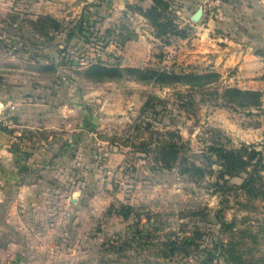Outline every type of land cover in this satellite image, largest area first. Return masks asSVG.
Wrapping results in <instances>:
<instances>
[{"label": "rangeland", "instance_id": "obj_1", "mask_svg": "<svg viewBox=\"0 0 264 264\" xmlns=\"http://www.w3.org/2000/svg\"><path fill=\"white\" fill-rule=\"evenodd\" d=\"M142 1L0 0V87L36 115L43 108L53 132L48 139L38 121L22 155L36 178V164L57 168V183L35 198L38 212L25 214L33 218L30 233L0 234V264H198L205 252L214 256L207 264H264V200L240 188L245 172L220 177L214 150L247 145L264 152V35L252 42L237 35L209 40V32L198 35L195 25L177 22L187 41L156 36L137 15ZM172 10L166 17L177 20ZM211 10L207 16L214 18L215 6ZM40 16L60 26L48 27ZM130 41L148 55L128 57ZM98 60L117 63L121 75L88 78L85 69ZM154 70L217 76L190 90L155 83ZM227 87L260 90L262 102L220 104L213 92ZM183 94L195 98L186 110L178 106ZM168 129L181 135L183 146L165 168L156 146ZM36 153L43 156L35 159ZM183 238L193 246L170 254L168 241ZM26 239L50 246L19 249Z\"/></svg>", "mask_w": 264, "mask_h": 264}, {"label": "crops", "instance_id": "obj_2", "mask_svg": "<svg viewBox=\"0 0 264 264\" xmlns=\"http://www.w3.org/2000/svg\"><path fill=\"white\" fill-rule=\"evenodd\" d=\"M121 1L123 5L131 2V0ZM202 1L170 0L169 9L175 6V10L172 11L178 15V19L174 20L175 23L177 24L178 22L182 26L188 23V26L195 25L196 30L199 29L198 35L201 34V30H203V36L207 32L210 33L209 40L217 39L218 41H223L233 35H237L238 37H242L243 40L252 42L255 38H261V35H264V0H223V2L215 6L214 18L208 17L207 14L209 11L203 8L200 19L198 22H194L191 20V17L201 6ZM151 4V0H143L141 7L147 9ZM137 15L141 19L146 20L141 14ZM143 24L150 27L148 22L140 23V25ZM214 29H216L215 32ZM148 30L152 31V28H148ZM257 30L260 32H256ZM150 37L154 39L152 35ZM179 39L183 42L187 41L186 37H179ZM137 41L128 42L125 49L129 51L126 54L128 57L140 58L148 55L149 52H145L144 54V52L140 51L143 47L141 48ZM42 109L38 108L39 114H34V108L31 105L16 99L9 88L0 87V112H5L11 123L10 128H7L9 124L0 127V234H7L9 237L17 232L20 235L24 234L26 236L30 233L28 230L30 226L29 220L33 218L27 219L25 214L32 211V215H35L33 213L38 212L35 198H42L47 193V190L49 191V188L57 183L56 177L54 176L57 169L55 164H36L40 169V172H38L39 177L36 178L34 175L37 172H35L36 169H34L33 163L25 161L26 158L22 155L25 153L21 150V144L23 146L24 140L28 141L27 144L31 143V139L28 137L26 139L25 136L33 131L31 130L32 127L36 128L40 125L38 121L43 120V126L38 127V129H41L44 133L48 129L47 131L49 132L46 131V137L52 139V129L46 124L50 120L45 121V119L50 117L47 115L42 116ZM34 138L36 139V137ZM16 141L19 144L16 145ZM48 141L49 143H53L50 140ZM42 156V153H36L35 159L41 158ZM18 244L19 249L21 248L24 251L28 250L27 245H30L29 249L39 247L40 249H44V251L50 246V244L44 241L39 246H34L30 243L29 239L21 241ZM45 263L47 264L48 262L31 261L29 264Z\"/></svg>", "mask_w": 264, "mask_h": 264}, {"label": "trees", "instance_id": "obj_3", "mask_svg": "<svg viewBox=\"0 0 264 264\" xmlns=\"http://www.w3.org/2000/svg\"><path fill=\"white\" fill-rule=\"evenodd\" d=\"M152 4L149 8L143 9L138 7L137 10L140 14L146 17L156 29V36H162L168 34H178L181 37H185L186 34L181 30L177 31V25L175 19L167 18L170 14V0H151ZM38 21L42 24L48 22L49 26L57 29L60 25L57 20L50 16H40ZM45 25V24H44ZM72 34V32H71ZM68 35V39L71 37ZM39 44V42H37ZM36 43L34 42V45ZM130 72L140 73V75H147L139 68H127ZM121 68L116 64H104L98 60L92 62L85 69V75L97 82H102L113 77H119L121 75ZM149 78H152L155 83L164 86L170 85H185L190 87L189 89H196L204 87L206 84L212 82L216 76V72L206 73H193V72H169L154 70L149 74ZM213 94L215 99H218L220 104L232 106V107H254L259 106L262 102L263 93L260 90L253 89H240L238 87H227L223 91L216 90ZM152 101H160V98L156 95L151 96ZM195 98L192 94L180 95L178 98V106L183 109H188V106L192 105ZM157 115V112H153ZM168 138L162 140L157 144V157L161 159L165 168L172 167L173 163L179 156V150H181L183 144L181 143V135L172 129L165 131ZM144 142L141 143L143 147ZM214 150L217 153V157L220 162L221 168L219 169V176L222 178L233 177L242 172H245L247 176L244 178L240 188H243L246 193L253 196L261 197L264 200V152L256 150L253 146L244 145L241 148H226L216 147ZM250 168V169H248ZM123 210L127 207L122 206ZM219 217V216H218ZM221 218V217H220ZM221 224L224 221L221 220ZM222 241H219L216 245L218 248H222ZM170 254H174L175 251H187V247L193 246L194 240L182 239H170L168 241ZM197 248V247H196ZM195 248V249H196ZM197 250V249H196ZM204 253V249L202 250ZM214 256L212 252H205L203 258L198 264L212 263Z\"/></svg>", "mask_w": 264, "mask_h": 264}, {"label": "built area", "instance_id": "obj_4", "mask_svg": "<svg viewBox=\"0 0 264 264\" xmlns=\"http://www.w3.org/2000/svg\"><path fill=\"white\" fill-rule=\"evenodd\" d=\"M223 2V0H203L201 3L202 9L205 8L210 13H212L211 6H217ZM9 124V118L5 112H0V127L6 126Z\"/></svg>", "mask_w": 264, "mask_h": 264}, {"label": "water", "instance_id": "obj_5", "mask_svg": "<svg viewBox=\"0 0 264 264\" xmlns=\"http://www.w3.org/2000/svg\"><path fill=\"white\" fill-rule=\"evenodd\" d=\"M202 15V7L200 6L192 15L191 20L197 22Z\"/></svg>", "mask_w": 264, "mask_h": 264}]
</instances>
